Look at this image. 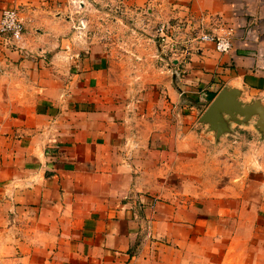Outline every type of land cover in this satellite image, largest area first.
<instances>
[{
  "label": "crops",
  "instance_id": "0c3cea01",
  "mask_svg": "<svg viewBox=\"0 0 264 264\" xmlns=\"http://www.w3.org/2000/svg\"><path fill=\"white\" fill-rule=\"evenodd\" d=\"M104 5L151 33L80 40L82 12ZM11 8L25 50L0 53V264H206L251 237L256 118L219 139L198 120L225 87L264 107V0H0ZM159 23L179 27L172 51ZM227 30L229 53L191 46Z\"/></svg>",
  "mask_w": 264,
  "mask_h": 264
},
{
  "label": "rangeland",
  "instance_id": "374dc122",
  "mask_svg": "<svg viewBox=\"0 0 264 264\" xmlns=\"http://www.w3.org/2000/svg\"><path fill=\"white\" fill-rule=\"evenodd\" d=\"M111 10V14L108 16V8L104 6H90L89 9L84 10L83 17L84 22L80 28L82 30V38L80 35V40L86 41V37H90L92 33L95 37L96 33H104L108 24L112 27L115 33H134V30L137 32H142L150 29L147 26L136 23L134 16H129L126 20L118 17V12H114V8ZM67 7L66 13L63 15L71 16L74 15L71 9ZM65 12V10H64ZM146 12H142V17H147ZM145 23V21H144ZM122 24H127L126 27H123ZM137 24V29L134 27ZM121 27V29H120ZM107 33V32H105ZM255 230L252 231L251 237L247 236V232L244 226L242 229V236L234 240L231 245V251L229 256H210L206 264H264V221L254 223Z\"/></svg>",
  "mask_w": 264,
  "mask_h": 264
},
{
  "label": "built area",
  "instance_id": "2783aa9c",
  "mask_svg": "<svg viewBox=\"0 0 264 264\" xmlns=\"http://www.w3.org/2000/svg\"><path fill=\"white\" fill-rule=\"evenodd\" d=\"M78 1V0H77ZM169 27L165 23H159L154 29L156 38L168 50L172 51L177 38V30L169 33ZM191 46L197 47L202 43H211L216 52L221 54L229 53L232 49V33L227 30L224 33L216 32H197L191 33ZM25 44V27L18 9H3L0 13V53L4 50L16 52L24 51ZM170 63V61H167Z\"/></svg>",
  "mask_w": 264,
  "mask_h": 264
},
{
  "label": "water",
  "instance_id": "95a60500",
  "mask_svg": "<svg viewBox=\"0 0 264 264\" xmlns=\"http://www.w3.org/2000/svg\"><path fill=\"white\" fill-rule=\"evenodd\" d=\"M253 118H256L255 129L264 136V107L261 103L258 100L244 103L240 100L239 90L225 87L210 101L198 123L207 126L219 139L231 133L232 124H248Z\"/></svg>",
  "mask_w": 264,
  "mask_h": 264
},
{
  "label": "trees",
  "instance_id": "16d2710c",
  "mask_svg": "<svg viewBox=\"0 0 264 264\" xmlns=\"http://www.w3.org/2000/svg\"><path fill=\"white\" fill-rule=\"evenodd\" d=\"M214 98V95H209V101H211Z\"/></svg>",
  "mask_w": 264,
  "mask_h": 264
}]
</instances>
